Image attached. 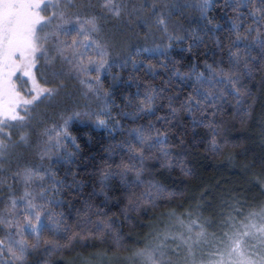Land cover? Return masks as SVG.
Instances as JSON below:
<instances>
[{"label":"snow or ice","instance_id":"6c2138e0","mask_svg":"<svg viewBox=\"0 0 264 264\" xmlns=\"http://www.w3.org/2000/svg\"><path fill=\"white\" fill-rule=\"evenodd\" d=\"M215 2L199 0L196 5L201 20L208 24L212 23L208 13ZM223 6L234 13L229 38L234 35L235 39L227 48L226 68L221 67L223 58L215 66L205 61L207 75L197 72L195 64L187 72L174 65L173 76L193 81L190 92L181 95L179 87L166 92L172 83L169 77L159 89L147 86L138 106L130 99L121 106L115 103V92L124 82L123 70L131 63L133 73L143 72L155 79L152 60L167 59L171 47L145 46L132 52L129 45L139 36L137 29L147 28L150 33L155 25L171 40L168 18L182 14L189 5L180 0H0V264H57L54 257L71 247L85 225H93L100 238L109 237L111 245L82 258L80 264H264V201L247 205L232 198L207 217L199 205L186 214L172 211L163 229L154 231L142 246L132 248L123 243V234L107 213H93L87 201L83 209L76 210L80 231L69 222L71 213L65 212L84 189L71 169L80 150L71 136L73 124L91 123L103 129L113 141L106 151H118L121 156L116 171L103 172L101 193L107 200L105 189L114 177L134 194L135 188L144 184L145 161L166 143L167 129L161 130L151 121L146 127L139 120L155 116L171 124L179 113L187 112L194 125L212 128L215 122L206 117L216 116L232 99L239 106L242 97L251 95L244 81L264 74V0H224ZM241 9H247L251 20L243 29L245 13ZM110 18L118 26L108 28ZM219 27L205 26L204 35L214 38ZM190 35L189 52L204 42L196 32ZM215 43L223 52L218 37ZM142 53L147 54L144 59ZM160 66L168 68L166 63ZM102 76L110 78L109 87ZM138 78L130 75L128 82ZM69 80L79 84L83 108L77 105L61 111L62 123L45 126L41 106L58 107L62 93L67 95ZM157 100L167 102L168 116L156 115ZM115 108L120 111L114 117ZM197 115L202 119H196ZM123 119L132 126L126 128ZM14 133L18 138L14 139ZM117 135L122 137L119 143ZM68 141L75 151H68ZM211 144L213 151L224 146L217 143L215 134ZM33 148L39 163L23 162L25 153ZM163 156L171 166L166 159L169 153L164 151ZM57 168H64V177H58ZM17 185L22 186L19 193ZM163 192L160 185L150 183L139 199L152 202Z\"/></svg>","mask_w":264,"mask_h":264},{"label":"trees","instance_id":"16d2710c","mask_svg":"<svg viewBox=\"0 0 264 264\" xmlns=\"http://www.w3.org/2000/svg\"><path fill=\"white\" fill-rule=\"evenodd\" d=\"M93 2L98 3L99 0H93ZM133 2L142 1L133 0ZM223 4L224 0H216L214 3L208 13L212 20L211 24H208L207 20H201L195 3L192 4V12L188 7L182 14L172 16L171 19L176 20L180 26L181 32L175 35L180 39L165 38L159 45L161 48H167L170 44L171 47L167 59L156 57L152 60V63L156 65V78L145 76L143 72L133 73L129 63L121 73L124 82L115 92V103L123 106L130 99L133 105L138 106L145 95L147 86L159 89L169 77L172 83L166 92L171 88L179 87L181 95H186L191 91L193 81H181L179 77L173 76L175 68H179L181 72H187L195 64L197 72L202 71L207 75L205 61L215 66L222 58L221 67L226 68L227 48L231 40L235 39L234 35H231V39L229 38L230 18L234 13L231 8L224 7ZM241 11L245 13V24L241 26L243 29L251 23V20L246 15L247 9H241ZM110 20L107 27L118 25L114 19L110 18ZM216 25L220 27L215 30V37L221 41L223 52L216 47L215 37L210 39L208 35H204L205 26L213 29ZM153 28L157 30L155 25ZM137 31L142 32L139 29ZM190 32L201 35L204 41L191 52L187 51L189 45L193 43ZM145 33L149 34L148 39L132 38L129 45L132 52H135L137 48L143 49L145 46L156 47L154 35L148 30H145ZM141 36H143L142 33ZM146 55L142 53L141 59H144ZM161 63L168 65L167 70L160 66ZM115 71L119 70L114 69ZM130 75L139 78L129 83ZM102 79H105V87H109L110 78L102 76ZM244 83L250 89L251 95L242 97L239 106L232 99L230 103L224 104L223 109L216 116L206 117L205 119L215 122L212 128L201 124L194 125L193 118L187 112L179 113L171 124L158 121L155 116L138 121L146 127L151 121L161 130L167 129V135L163 137L166 143L154 149L152 158L145 161V170L141 176L144 184L135 188L134 194L131 190L122 187L118 177H114L105 189L108 196L107 200L105 199V195L101 193L103 172L116 171L115 165L120 163L121 156L118 151L113 153L106 151L113 141L103 129H96L91 123L73 124L70 128L71 136L75 137L80 150L71 169L84 185L79 199L73 201V207L65 208L66 214L71 213L69 222L74 225L75 230L80 231L76 223V210L83 209L84 201L93 206V213L97 210L107 213V217L116 223L123 234V243L132 248L142 246L146 238H150L154 231L163 229L168 220V213L172 211H175L177 215L186 214L188 209H195L199 205L205 216L211 211H219L224 201L232 198L240 200L241 203L244 202L243 198L254 195L259 197V200H264L261 190L264 184V74H256L253 79H246ZM28 87L30 88L31 85L29 84ZM64 96L65 94L62 93V97ZM76 97L73 83L69 80L67 81V97L61 99L58 107L41 106L40 116L44 118L45 126L51 127L53 124L62 123L59 120V112L71 110L77 106L80 101ZM166 103V101H156V115H169ZM79 106L83 108L84 105L79 104ZM119 111V108L113 109L112 115L117 116ZM211 111L209 109V112ZM196 119H202V117L197 115ZM121 123L126 128L132 126L127 119L121 120ZM213 134L217 143L224 145L217 151L212 149ZM16 138H18L17 134L14 133V139ZM36 139L34 134L33 142ZM121 139L122 137L117 135L116 142L119 143ZM66 147L68 151H75L71 141L67 142ZM164 151L169 153L166 159L171 166L165 164ZM124 159L127 161V157ZM23 162L39 163V157L34 148L25 153ZM57 171L58 177H64V168H57ZM186 172L190 174L186 175ZM129 179L134 177L130 176ZM150 183L160 185L164 192L160 198L153 197L152 202H141L139 198ZM16 190L18 193L21 192L22 186L17 185ZM92 219L96 220L97 217L93 214ZM110 245L109 237L100 238L95 234L93 225H85L84 231L72 241L71 247L64 249L62 256L54 257V260L57 264H80L82 258H89Z\"/></svg>","mask_w":264,"mask_h":264},{"label":"rangeland","instance_id":"374dc122","mask_svg":"<svg viewBox=\"0 0 264 264\" xmlns=\"http://www.w3.org/2000/svg\"><path fill=\"white\" fill-rule=\"evenodd\" d=\"M138 1H142V2H144V0H138ZM180 2L181 3H183V4H187V5H189V8H191V12H192V9H193V5L192 4H198V2H199V0H180ZM168 24H169V34L172 36V37H175V35H177V34H179L180 32H181V30H180V28H177V29H175V30H173V28L171 27L172 25H178L177 24V21L176 20H173V19H171V17L170 18H168ZM115 26H118V25H111V26H109L108 28H113V27H115ZM145 30H148L147 28H145ZM145 30H142V34H143V36H141V33H139V36L138 37H136L137 39H139V40H143V39H145ZM151 33L154 35V40L156 41V43H157V45H161V42L162 41H164L165 40V38H168V36H166V35H163L162 34V32L161 31H159V30H156L155 31V29L154 28H152V31H151ZM148 37H149V34H147V38L146 39H148ZM136 41H138V40H136ZM136 41H134V42H136ZM139 42V41H138ZM156 45V46H157ZM155 48V47H154ZM39 67V66H38ZM19 74V73H18ZM72 81V83H73V85H75V87L73 86V89L75 90V92L77 93V97H76V99L77 100H79L80 102H79V104H83L84 105V101H83V99L79 96V92H78V89H79V84H77V83H75V81H73V80H71ZM73 93V92H72ZM64 97H67V95H65ZM63 97V98H64ZM75 97V96H74ZM62 101V100H61ZM74 101H76V100H74ZM79 104H77V105H79ZM56 119H58V118H56ZM262 192L264 193V184H262ZM245 197V196H244ZM259 197H256L255 195L254 196H249V197H246V198H243V201L244 202H242V203H244V204H247V205H255L256 203H258V202H261V201H264V200H262V199H260L259 201ZM214 211H211V212H209V213H207V214H205V217H207V216H209L211 213H213ZM169 223V221L167 220V222H166V224H168ZM165 224V225H166ZM162 226V225H161Z\"/></svg>","mask_w":264,"mask_h":264}]
</instances>
